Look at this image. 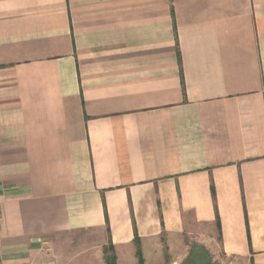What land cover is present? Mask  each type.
Wrapping results in <instances>:
<instances>
[{"label":"crops","instance_id":"obj_1","mask_svg":"<svg viewBox=\"0 0 264 264\" xmlns=\"http://www.w3.org/2000/svg\"><path fill=\"white\" fill-rule=\"evenodd\" d=\"M192 235L264 264V0H0V264Z\"/></svg>","mask_w":264,"mask_h":264},{"label":"rangeland","instance_id":"obj_2","mask_svg":"<svg viewBox=\"0 0 264 264\" xmlns=\"http://www.w3.org/2000/svg\"><path fill=\"white\" fill-rule=\"evenodd\" d=\"M201 239V238H200ZM199 239V240H200ZM163 249L150 259L139 261V255L136 251V264H230L229 259L224 258L221 253L214 250V253L210 252L206 247H204L198 240L196 236H188L183 242L178 245H168L166 239L162 237L161 239ZM128 263V260H126ZM44 264H55L54 259L44 262Z\"/></svg>","mask_w":264,"mask_h":264},{"label":"trees","instance_id":"obj_3","mask_svg":"<svg viewBox=\"0 0 264 264\" xmlns=\"http://www.w3.org/2000/svg\"><path fill=\"white\" fill-rule=\"evenodd\" d=\"M136 242L137 239H136ZM137 253H138V257H139V261L141 262L142 260V256H141V252H140V249L138 248L137 249ZM105 262L106 264H116V257H115V254H114V251H113V248L111 246L107 247L105 249ZM193 264H196V263H193Z\"/></svg>","mask_w":264,"mask_h":264}]
</instances>
